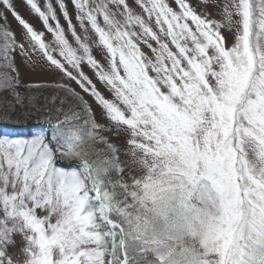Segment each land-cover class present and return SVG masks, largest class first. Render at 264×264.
Segmentation results:
<instances>
[{"label":"snow or ice","instance_id":"6c2138e0","mask_svg":"<svg viewBox=\"0 0 264 264\" xmlns=\"http://www.w3.org/2000/svg\"><path fill=\"white\" fill-rule=\"evenodd\" d=\"M26 4L0 118L47 127L0 134V264H264V0Z\"/></svg>","mask_w":264,"mask_h":264},{"label":"rangeland","instance_id":"374dc122","mask_svg":"<svg viewBox=\"0 0 264 264\" xmlns=\"http://www.w3.org/2000/svg\"><path fill=\"white\" fill-rule=\"evenodd\" d=\"M14 2H15L17 11L21 14V16H23L26 20L32 23L37 29H42L41 22L36 18L35 14L31 12L30 7L26 4V0H14ZM69 8L71 10V5H69ZM8 20L11 25V28L19 36L22 30L21 26L17 23L15 19H13V17L10 14L8 16ZM46 38L51 40L52 37L50 34L46 33ZM85 71L91 74L89 68L86 67ZM22 76H23L24 81L29 84H48L50 85V84L59 82V74L55 70L49 69L47 67H36L34 70L22 68ZM73 86L75 87V85ZM101 90L103 91V89ZM34 93L36 92H32V94ZM38 93L40 94L47 93L49 95V94H52V90L50 88H46V89L39 91ZM7 96H10L11 98H13L9 94H7ZM13 103H14V100H13ZM3 106L0 105V107H3ZM96 111L97 113H99L100 109L97 107ZM102 122L106 123V121H102ZM45 127H47V125L43 123V120H40L39 122L29 121V122L24 123L22 127H17L15 125H9V124H6L0 121V134L9 135L11 133H17L20 131H23L24 134H31ZM105 135H108L110 138L114 139L115 131L113 130L112 132L105 133ZM16 137H23V136H16Z\"/></svg>","mask_w":264,"mask_h":264},{"label":"trees","instance_id":"16d2710c","mask_svg":"<svg viewBox=\"0 0 264 264\" xmlns=\"http://www.w3.org/2000/svg\"><path fill=\"white\" fill-rule=\"evenodd\" d=\"M26 95H34L37 98V100L42 103L43 97L49 96L51 94H49V95L47 93L40 94L38 92L32 94V92H31L30 94L27 93ZM13 100H14L13 98H11L10 96H7V93L0 94V105L1 106L6 105L7 103H13ZM40 120H42V118L41 119H31V120H26V121H8L6 119L0 118V121H2L3 123L9 124V125H15L17 127H22L24 123L29 122V121H35V122L38 121L39 122ZM9 135L13 136V137H16V136L26 137L29 134H24L23 131H20L17 133H11Z\"/></svg>","mask_w":264,"mask_h":264}]
</instances>
